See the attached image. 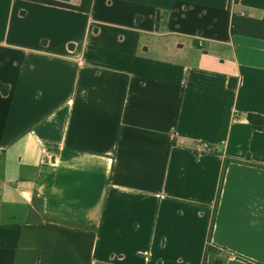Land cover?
I'll use <instances>...</instances> for the list:
<instances>
[{
  "label": "crops",
  "instance_id": "crops-1",
  "mask_svg": "<svg viewBox=\"0 0 264 264\" xmlns=\"http://www.w3.org/2000/svg\"><path fill=\"white\" fill-rule=\"evenodd\" d=\"M233 14L264 0H0V264H264V39Z\"/></svg>",
  "mask_w": 264,
  "mask_h": 264
},
{
  "label": "trees",
  "instance_id": "trees-1",
  "mask_svg": "<svg viewBox=\"0 0 264 264\" xmlns=\"http://www.w3.org/2000/svg\"><path fill=\"white\" fill-rule=\"evenodd\" d=\"M30 1L61 6L83 12H88L91 4V0H81L79 5L62 3L55 0H30ZM237 1L238 0H233V2H237ZM231 32L233 34L238 33V34H244V35L259 37L264 39V16L260 20H255L251 18L239 17L233 14L232 22H231ZM246 118L254 129L261 130L263 128V124H264L263 115L249 113L247 114Z\"/></svg>",
  "mask_w": 264,
  "mask_h": 264
},
{
  "label": "built area",
  "instance_id": "built-area-1",
  "mask_svg": "<svg viewBox=\"0 0 264 264\" xmlns=\"http://www.w3.org/2000/svg\"><path fill=\"white\" fill-rule=\"evenodd\" d=\"M203 147H204L205 149H207V148H208V144H207V143H204V144H203Z\"/></svg>",
  "mask_w": 264,
  "mask_h": 264
}]
</instances>
